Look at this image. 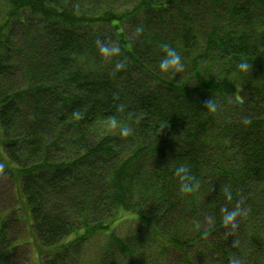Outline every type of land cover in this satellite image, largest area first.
Masks as SVG:
<instances>
[{"label": "trees", "instance_id": "obj_1", "mask_svg": "<svg viewBox=\"0 0 264 264\" xmlns=\"http://www.w3.org/2000/svg\"><path fill=\"white\" fill-rule=\"evenodd\" d=\"M164 44L186 64L173 79ZM0 148L14 197L0 205V264L33 251L34 264H264V0H0ZM182 163L194 193L179 191ZM16 183L31 240L12 235Z\"/></svg>", "mask_w": 264, "mask_h": 264}, {"label": "clouds", "instance_id": "obj_2", "mask_svg": "<svg viewBox=\"0 0 264 264\" xmlns=\"http://www.w3.org/2000/svg\"><path fill=\"white\" fill-rule=\"evenodd\" d=\"M164 55L159 62V70L169 76L175 77L177 74H181L186 70V64L182 58L180 52L175 47L168 44H164ZM100 53L105 57H115L120 54L121 49L118 44H105L102 43L99 49ZM251 70V65L247 61H240L237 65L236 71L239 72L243 77H246ZM217 104L213 101V98L206 102L205 109L209 112L217 111ZM115 123V122H113ZM122 132L127 134L129 128L127 126L122 127ZM173 160V159H172ZM175 175L179 180V191L182 194H191L196 192L200 188V181L195 176L190 166L186 163L179 164L175 167ZM224 199L227 201L233 200V192L230 188L224 189ZM244 212V209L240 206L232 208H224L222 223L231 231L238 227V217ZM230 264H243V260L240 256L234 255L230 258Z\"/></svg>", "mask_w": 264, "mask_h": 264}, {"label": "rangeland", "instance_id": "obj_3", "mask_svg": "<svg viewBox=\"0 0 264 264\" xmlns=\"http://www.w3.org/2000/svg\"><path fill=\"white\" fill-rule=\"evenodd\" d=\"M0 151H1V148H0ZM0 170H1V166H0ZM14 189L16 191V195L20 202V204L18 202L17 204H19L21 210L23 209V212L19 210L15 211V214H18V215L21 214L22 222H20L21 224H19L20 226H18L16 233L12 231V235H20L22 236L23 239L25 238L26 240H31L29 235H27V229H29V226L25 225L24 223L25 221L26 224H28V219H27L28 208L25 203V198L21 194L18 183H16ZM12 200H14V197L12 195V190L8 189L7 187L0 186V205H2L3 211L5 210L4 208L9 207L11 205ZM135 225H136L135 221L129 219V220L123 221L122 223L120 222L117 225L115 231L119 235H123V236L130 235L133 233ZM104 239H105L104 236H99V237L95 236L89 239L86 242V244H84V247L82 250V257H91L94 254V252L104 243L103 241ZM19 251L22 253H25V248H21L19 249ZM22 258L23 257H19V256L16 257L15 264H21L23 261L25 262V264H34V262L36 263L37 261H39V257L36 251L31 252L30 257H28L27 259H22ZM79 264H82V263L80 262Z\"/></svg>", "mask_w": 264, "mask_h": 264}]
</instances>
